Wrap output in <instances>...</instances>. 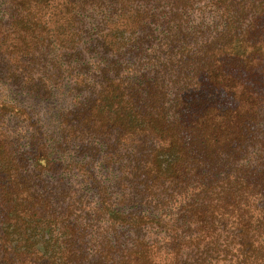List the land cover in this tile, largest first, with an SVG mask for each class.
I'll list each match as a JSON object with an SVG mask.
<instances>
[{
  "label": "trees",
  "instance_id": "16d2710c",
  "mask_svg": "<svg viewBox=\"0 0 264 264\" xmlns=\"http://www.w3.org/2000/svg\"><path fill=\"white\" fill-rule=\"evenodd\" d=\"M0 77L71 78L56 147L106 149L138 206L52 159L36 120L23 150L5 115L30 111L0 102V264H264V0H0ZM76 169L107 190L108 228L51 178Z\"/></svg>",
  "mask_w": 264,
  "mask_h": 264
},
{
  "label": "rangeland",
  "instance_id": "374dc122",
  "mask_svg": "<svg viewBox=\"0 0 264 264\" xmlns=\"http://www.w3.org/2000/svg\"><path fill=\"white\" fill-rule=\"evenodd\" d=\"M64 83H66V85L62 87L51 86L50 88H42L45 90H42L41 93H30L0 77V102L18 104L25 110H29L31 114L28 118H25L23 115L17 117L13 113L7 112L5 121L9 124V128L19 134L22 149L30 151V137L32 132L30 124L32 121L36 120L42 130L52 137V147L50 148L52 159L57 162H63L64 164L71 161H74L76 164L88 162L94 174L93 176H95L99 182V187L108 189V196L110 197L108 201H110L116 209L126 212L138 210V206L119 203L122 191L119 190L116 183L118 170L115 167L107 168L106 149L101 147L97 150L89 151L91 154H94L91 157L80 153L74 147H70L66 151H61L56 147L60 139L58 132L60 126L59 115L72 108L74 96L76 94L75 88H72V86H74V81L72 82L71 78L66 79ZM47 93L49 96H46ZM84 94L85 93L80 97L83 98ZM51 178L55 182L61 178L64 184L73 186L83 194L85 201L93 212L92 223L101 230L108 228L110 225L109 217L105 211L100 210L102 204H107V190L105 198L96 183L86 180L81 172H77V169L73 172H54L51 174ZM157 230L153 229V231ZM163 236L164 233L162 232H160V234H152V237L160 240H162Z\"/></svg>",
  "mask_w": 264,
  "mask_h": 264
}]
</instances>
